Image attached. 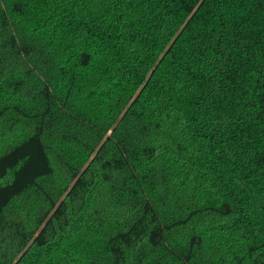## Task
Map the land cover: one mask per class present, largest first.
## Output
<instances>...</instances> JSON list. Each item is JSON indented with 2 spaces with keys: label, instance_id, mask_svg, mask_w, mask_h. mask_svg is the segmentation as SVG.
<instances>
[{
  "label": "trees",
  "instance_id": "16d2710c",
  "mask_svg": "<svg viewBox=\"0 0 264 264\" xmlns=\"http://www.w3.org/2000/svg\"><path fill=\"white\" fill-rule=\"evenodd\" d=\"M0 264H264V0H0Z\"/></svg>",
  "mask_w": 264,
  "mask_h": 264
}]
</instances>
